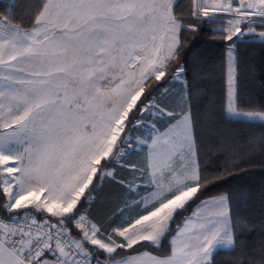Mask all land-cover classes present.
I'll return each instance as SVG.
<instances>
[{"label": "snow or ice", "instance_id": "6c2138e0", "mask_svg": "<svg viewBox=\"0 0 264 264\" xmlns=\"http://www.w3.org/2000/svg\"><path fill=\"white\" fill-rule=\"evenodd\" d=\"M0 9V264H215L218 249L235 250L246 225L227 194L175 223L222 174H206L190 112L169 111L158 82L185 33L227 14L226 27L210 29L229 42L226 113L264 124V108L237 106L234 55L245 37L264 42V0H190L192 19L176 0H0ZM184 71L177 64L170 80ZM145 114L171 119L134 137ZM141 146L144 165L125 162ZM116 166L138 173L145 194L136 184L139 199L105 224L85 204Z\"/></svg>", "mask_w": 264, "mask_h": 264}, {"label": "trees", "instance_id": "16d2710c", "mask_svg": "<svg viewBox=\"0 0 264 264\" xmlns=\"http://www.w3.org/2000/svg\"><path fill=\"white\" fill-rule=\"evenodd\" d=\"M176 4L178 13L186 19H192L188 16L190 0H179ZM226 26L225 21L218 20L212 25L201 24L195 34L185 33L183 50L178 59L171 62L166 77L158 82L169 86L165 100L169 111L177 113V106L185 94L202 165L207 168L206 174H222L207 189L197 193L199 199L193 198L194 202H190L188 210L176 217L175 223H181L184 216L190 215L200 200L227 194L233 216L246 226L238 232L239 243L235 250H217L214 254L215 264H252L253 261L259 264L264 255V147L261 144L264 140V124L233 119L226 113L229 42L213 35L210 30ZM234 55L238 83L237 106L241 111H259L264 108V42L245 37L236 42ZM177 64L184 66L186 86L185 89L179 86L178 91H173L175 83L170 77ZM150 91L158 94L155 84ZM170 119L166 116H147L145 122L155 123L163 130ZM145 131L142 126L133 134L143 137ZM85 206L88 208L87 202ZM169 239L170 236L162 241L164 250L168 247ZM121 254L126 253L121 251Z\"/></svg>", "mask_w": 264, "mask_h": 264}, {"label": "crops", "instance_id": "0c3cea01", "mask_svg": "<svg viewBox=\"0 0 264 264\" xmlns=\"http://www.w3.org/2000/svg\"><path fill=\"white\" fill-rule=\"evenodd\" d=\"M146 135V134H145ZM141 136H134L140 137ZM147 149L143 147L142 150L137 148L131 155L126 156L125 162L132 161L137 164L138 167L144 165V158ZM116 179L106 178L102 184L97 183L98 187L96 192L93 194L94 199L88 203L89 215L105 224L118 219L119 210L122 209L126 203L130 204L133 199H139L136 195L135 185H140V195H144L143 192V182L139 177V174H135V179L131 170L127 167L116 166L115 169ZM124 180L125 184L121 185L118 183L119 180ZM134 180L133 188L129 189L127 184ZM112 190L113 193H111ZM117 190V191H116ZM92 209V207H94ZM39 216V214H37ZM119 251V250H118Z\"/></svg>", "mask_w": 264, "mask_h": 264}, {"label": "rangeland", "instance_id": "374dc122", "mask_svg": "<svg viewBox=\"0 0 264 264\" xmlns=\"http://www.w3.org/2000/svg\"><path fill=\"white\" fill-rule=\"evenodd\" d=\"M179 0H176V3L178 2ZM226 22V24H227V21H225ZM256 40L257 41H260L261 42V40L259 39V37H257L256 38ZM174 83H175V86H173V91H178L179 90V86H182V88H184L185 89V86H186V83H185V81H184V78H183V74H182V80H176V81H174ZM184 97H185V102L183 103V105H181V104H179L177 107H178V111H177V114L180 112V110H181V107H183V110L184 111H186V112H189V105L187 104L186 105V96H185V94H184ZM181 100V99H180ZM147 116H149L148 114H145V118L147 117ZM152 117H154V118H157V117H161L162 118V116H152ZM230 117V116H229ZM230 118H233V117H230ZM233 119H235V118H233ZM151 124H152V122H150V123H148V122H145V124H144V128H145V132H146V135H145V137H147L149 134H150V131H151ZM157 126V125H156ZM133 136H134V134H133ZM144 137V138H145ZM144 146H141V147H139V149L140 150H142V148H143ZM94 182H95V180H94ZM91 187V186H90ZM86 194H87V190H86ZM92 196H93V194H92ZM37 214H39V213H37ZM219 250V249H218ZM223 250H230V249H223Z\"/></svg>", "mask_w": 264, "mask_h": 264}, {"label": "built area", "instance_id": "2783aa9c", "mask_svg": "<svg viewBox=\"0 0 264 264\" xmlns=\"http://www.w3.org/2000/svg\"><path fill=\"white\" fill-rule=\"evenodd\" d=\"M234 6H238L239 4V0H232ZM217 20H223V21H227L230 16H228L227 14H223V13H217L216 14ZM0 214H2V210H0Z\"/></svg>", "mask_w": 264, "mask_h": 264}]
</instances>
